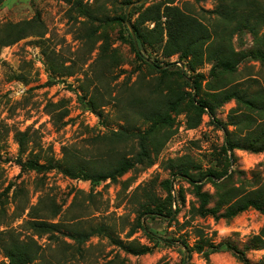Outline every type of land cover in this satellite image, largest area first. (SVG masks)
I'll use <instances>...</instances> for the list:
<instances>
[{
	"label": "rangeland",
	"instance_id": "1",
	"mask_svg": "<svg viewBox=\"0 0 264 264\" xmlns=\"http://www.w3.org/2000/svg\"><path fill=\"white\" fill-rule=\"evenodd\" d=\"M158 1L149 0L144 4L148 6ZM73 2L3 0L0 4V232L14 229L21 238H26L33 235L26 220L38 217L58 222L59 231L42 236L34 234L41 245L36 264H183L184 261L186 264H263L264 245H249L264 226V213L248 208L230 219L201 217L191 210L197 202L193 186L186 181L179 182L186 195L185 203L179 206L171 222L160 217H142L145 226L161 239L149 237L142 229L127 237L130 227L136 225L140 203L147 200L146 191L154 187L156 196L160 200L165 198L161 182L171 176L164 167L168 159L189 156L201 166L195 172L211 165L220 167L212 154L215 147L225 141V133L206 114L200 125L191 129L187 126L185 111L173 112L171 124L158 134L156 146L163 145L154 162L149 167L138 166L126 172L117 181L107 180L93 186L89 180L70 178L56 168L46 172L22 169L15 139L19 130H29L31 134L28 151L22 160L29 157L32 148L33 156L39 154L42 162L51 158L61 160L67 150L69 156L74 153L87 159L108 149L109 145L115 149L113 159L123 153L132 155L137 139L125 142L116 135L113 140L97 136L113 130L123 129L130 133L148 128L149 124L136 112L143 109L145 102L159 100L169 90L161 82L164 76L137 58L129 42V26L121 25L120 18L127 10L123 0H83L84 4L95 6V14L101 20L77 15ZM234 3L236 13L231 7ZM174 4L209 25L212 31L217 29L212 23L219 20L221 35L228 34L227 25L236 27L242 19V23L248 19L250 26L236 32L232 42L237 50L245 53L260 47L250 28L258 32V36L263 34L264 0H176ZM133 8L134 5L127 15L132 29L138 17ZM224 11L235 14L233 22L222 23ZM258 15H261L259 19ZM35 18L37 22L33 21L31 28H27L32 35L12 44H2L9 37L5 27L8 23ZM145 25L153 27L154 22L148 21ZM95 26L109 34L118 61L110 57L96 60V47L101 41L95 45L96 39L81 38L87 28ZM41 33L43 36L39 35ZM142 51L159 62L178 61V56L165 58L149 46ZM50 58L54 67H59L57 72L64 69L62 66L71 64L73 74L61 76L51 71L48 68L52 64ZM180 64L185 68L184 63L177 62L172 69ZM210 69L208 62L197 69L206 77L202 94L208 89V80L212 79ZM166 79L175 88L180 82L177 74L169 73ZM230 80L239 82L251 92L264 90V61L244 56ZM89 99L98 103L95 110L87 107ZM235 106L234 100L223 104L217 110V118L228 121ZM60 115L65 117L56 122ZM235 128L229 126L237 138L242 132L239 134ZM234 152L235 165L229 166L221 180L227 185H242L247 189L264 185V152L244 149ZM204 189L212 194L216 192L211 182L206 183ZM100 224H107L115 237L127 243L146 245L150 251L138 255L128 252L113 244L106 235L91 236L80 244L70 236L74 229L89 231ZM183 240L189 246L203 243L205 250L209 248L206 240L226 245L204 256L197 251L190 253L183 246ZM241 251L246 260L241 258ZM0 264H9L1 248Z\"/></svg>",
	"mask_w": 264,
	"mask_h": 264
},
{
	"label": "trees",
	"instance_id": "2",
	"mask_svg": "<svg viewBox=\"0 0 264 264\" xmlns=\"http://www.w3.org/2000/svg\"><path fill=\"white\" fill-rule=\"evenodd\" d=\"M133 1L136 0H123V4L128 7ZM175 1L160 0L148 6H145L144 3L134 5L133 12H138L137 20L132 24L133 33L135 32L134 36L132 30L127 28L129 42L136 52L137 58L152 70H157L163 75L161 82L167 89L169 88L161 99L154 100L152 103L145 102L143 109L136 112L144 122L149 124L148 128L130 133L128 130L123 129L120 131L113 130L111 133L97 136L113 140V135H116L118 139L125 142L131 140V138L137 139L132 155L123 153L113 159L112 155L115 149L113 145H109L108 149L99 151V153L87 159L74 153L69 156L67 150L61 160L57 161L51 158L42 162L39 154L33 156L32 148L29 151V157L22 160V157L28 151L31 134L29 130H19L15 133V139L19 145L18 163H20L22 169L46 172L56 168L70 178L89 180L95 186L107 180L117 181L120 176L138 166L149 167L154 162L155 155L158 156L163 145L156 146L159 139L158 134L161 129L171 124L173 112L185 111L188 116L186 123L188 128L191 129L200 125L204 114L208 115L211 122L218 128H222L225 133V141L219 147H215L212 154L214 159L220 162L218 164L220 167L211 165L204 171L195 172V169L197 167L201 168V166L189 156L168 159L164 167L171 173V176L161 182L166 194L165 198L160 200L156 196L154 187L146 191L147 200L140 203V208L137 210L136 225L133 224L130 227L126 233L127 237H131L138 229H142L150 235L149 237L161 239L152 232L149 226H145L142 217L144 215L147 217H160L171 222L175 218L176 212H179V206L185 203L186 200L183 188L179 184L180 181H186L193 186L197 205H193L191 210L201 217L211 215L215 219H230L248 208H255L264 213V185L247 189L242 185H227L224 180H221L227 174L229 168L233 164L235 165L237 157L234 151L236 149L264 152V90L251 92L248 88L241 87V84H238L239 82L230 80V75L236 72L237 65L244 56L250 55L252 58L264 61V32L261 36H258V32L250 28V30H253L256 43L260 44V47L252 49L248 53L241 52L235 48L232 39L236 32L250 26L248 19L244 20V23H242V19L236 27L227 25L225 31L228 34L221 35L219 20L212 23L217 27L216 30L212 31L209 25L204 24L203 21L186 12L182 7L175 5ZM2 2L3 0H0V4ZM231 7L232 12L236 13L237 5L234 3ZM73 8L79 16L95 20L102 19L95 14V6L91 7L84 4L83 0H74ZM247 8L252 12L249 5ZM232 12H222L221 21L225 23L224 25L228 21H234L235 14L232 15ZM253 14L248 13L247 15L251 16ZM125 15L126 13L120 20L121 25L127 27V16L125 17ZM250 16H248L249 19ZM260 17L261 15H258L257 19ZM37 19L8 23L5 27L8 30L9 37L7 40H3L2 44H12L32 35L33 32L27 31V28H31L33 21L37 22ZM148 21L154 22V26L148 27L145 25ZM40 26H42V23ZM99 29V26L89 27L81 35V38L92 39V41L96 39L95 45L101 41L96 47L98 50L96 60L110 57L112 60L118 61L117 50L111 48L109 34ZM39 35L43 36L42 33ZM147 46L160 51L165 58L178 56V61L159 62L152 60L143 54L142 48ZM240 54L242 57H239ZM177 62L184 63L185 68L177 65V69H172V65ZM206 62L211 64L210 76H212V79L208 80L206 84L208 89L202 94L203 82L206 77L197 69ZM62 67L64 69L57 72L59 67L55 68L52 60V64L48 68L61 76L73 74L71 64ZM169 73L177 74L180 78L176 88L171 86L166 79ZM231 100L235 101L236 106L231 109L229 120L223 121L217 118V110ZM86 105L91 110L98 107V103L93 102L92 99L86 101ZM64 117L60 115L55 120L58 122ZM231 125L236 127V132H242L241 136L235 138L234 132L229 130ZM169 136L170 134L166 136L165 141ZM208 182H211L216 188L215 194L204 189L205 184ZM93 186L92 188H94ZM26 225L33 233V235L26 238H21L14 229L0 232V248L8 258L9 264H36V260L40 257L41 245L35 240L34 234L42 236L47 233H55L60 229L58 222L43 220L38 217L26 220ZM94 235H106L113 244L137 255L150 251V248L146 245L140 243H136V245L134 242L127 243L121 238L115 237L110 233V227L107 224L92 227L89 231L74 229V232L70 233V236L78 244L85 242ZM182 243L190 253L197 251L204 256L220 251L226 245L225 242L214 244L206 240L209 248L205 250L203 243L198 242L195 246H189L184 240ZM252 243L249 246L259 247L264 245V226L253 237ZM234 247L240 251L236 246ZM189 257H191V254ZM241 258L246 260L244 251H241ZM183 264H186V261Z\"/></svg>",
	"mask_w": 264,
	"mask_h": 264
},
{
	"label": "water",
	"instance_id": "3",
	"mask_svg": "<svg viewBox=\"0 0 264 264\" xmlns=\"http://www.w3.org/2000/svg\"><path fill=\"white\" fill-rule=\"evenodd\" d=\"M147 1H149V0H136V1H133L132 3H130V4L128 5V7H127V10H126V16L128 15V13H129V11H130V8H131L133 5H136V4H142V3L147 2ZM126 20H127V24H128V26H129V28L132 30V33H133L132 26L130 25V23H129V21H128L127 18H126ZM133 36H134V33H133ZM180 66H181V64H180Z\"/></svg>",
	"mask_w": 264,
	"mask_h": 264
}]
</instances>
